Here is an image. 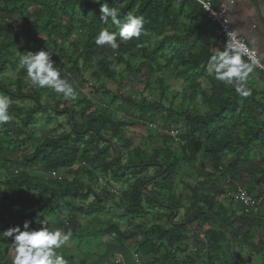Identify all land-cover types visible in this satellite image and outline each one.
Masks as SVG:
<instances>
[{
    "label": "trees",
    "instance_id": "16d2710c",
    "mask_svg": "<svg viewBox=\"0 0 264 264\" xmlns=\"http://www.w3.org/2000/svg\"><path fill=\"white\" fill-rule=\"evenodd\" d=\"M105 2L118 9L122 21L129 13L143 16L146 23L141 35L127 42L118 38L117 49L96 45L95 38L102 29L119 31L110 20L108 24L100 21V4ZM0 13H16L20 21L17 27L0 23V95L8 97L9 115L18 119V125L11 122V134L6 124L0 128V188L8 194L4 202L6 218L0 211V233L16 226L23 230L25 220L32 221L31 228L36 229L40 226L38 219L50 221L48 227L54 231L66 227V218L73 222L87 216L91 222L103 223L104 228L91 233H78L75 231L79 228H74L69 240L75 238L78 246L83 237L104 236L111 240L110 244L125 245L139 260L151 258L150 264H193L192 257L185 261L176 257L185 254L188 247H194L196 255H205L204 264H244L238 258L246 254L240 253L243 248L260 256L264 249V218L253 219L248 214L258 210L264 199L249 213L236 207L240 211L236 215L232 195H228L240 188L236 184L250 179L256 201L260 199L264 155L257 165L251 163L249 155L254 149L264 152V104L254 91L246 89L250 94L243 96L217 81L214 74H208L209 59L217 49H223L224 40L216 26L217 36L210 32L213 24L200 6L189 0H0ZM191 15L201 21L189 25L181 21ZM65 20L67 24H63ZM74 25L79 37L72 41L66 34L60 40L54 36L62 29L73 32ZM35 48L49 51L61 77L67 80L81 74L78 62L92 68L93 61L95 72L115 84L129 77L142 79L141 92L153 89L158 101L151 104L145 99H122L128 110H135L139 116L163 108L161 102L169 95L175 98L171 88L177 83L182 86L183 99L200 97L206 109L203 113L181 114L180 139L184 143L176 152L170 150L168 136L150 154L140 147L130 149L124 129L133 122L117 119L107 109H93L77 94L74 99H65L32 83L24 93L27 72L19 67V59ZM74 55L77 57L73 60ZM60 59L66 61L65 65ZM120 65L121 73L117 71ZM10 71L15 73V80L6 77ZM96 73L92 72L91 77L98 79ZM201 82H205L207 92ZM101 89L107 95L102 85L95 94ZM24 102L30 106L21 105ZM118 110L126 112L127 108ZM45 112L66 116L69 131L52 136L37 134L35 117ZM164 112L168 115L166 121L171 120V109ZM200 154L209 160V171L203 164L195 168ZM179 161L184 163L183 168L192 170L187 180L193 184L184 183L183 191L175 195L170 182L177 175ZM149 168L156 169L152 177L145 176ZM50 172L65 173V177L46 179ZM108 176L113 183L125 186L117 196L107 190L110 182L99 187L100 177ZM163 190L166 193L161 194ZM227 199L232 210L221 203ZM109 202L119 212L118 218L128 217L130 222L155 211L156 222L150 227L137 224L132 230H122L110 219L102 222L100 218L108 214L105 209ZM179 211H183V218L175 222ZM202 219L210 223L208 229H203ZM160 222L162 226L156 224ZM258 227L259 234L253 233ZM10 242L0 240V264L10 250ZM225 248L229 252L225 253ZM66 258L72 260L71 256ZM96 259L97 256L93 262ZM79 264L89 263L82 260Z\"/></svg>",
    "mask_w": 264,
    "mask_h": 264
},
{
    "label": "rangeland",
    "instance_id": "374dc122",
    "mask_svg": "<svg viewBox=\"0 0 264 264\" xmlns=\"http://www.w3.org/2000/svg\"><path fill=\"white\" fill-rule=\"evenodd\" d=\"M116 3L122 2V0H114ZM187 9V8H186ZM191 14V11H189V15ZM181 21H183L186 25H189L193 21H201L200 17L191 15L186 18H182ZM6 23L8 25H11L13 27H17L20 23L18 20V16L16 13L12 14H1L0 13V23ZM63 24H67V20L63 21ZM75 28L73 29V32H68L64 29H62L60 32H55L54 36L60 40L62 39V36L66 34L68 36L69 40L72 41L73 39L79 37V35L74 31L77 28V25H74ZM181 29V28H180ZM210 32L214 35L217 36L218 30L214 27V25H210L209 27ZM170 34V33H168ZM224 40V39H223ZM24 43V37L20 38L19 44ZM29 51L37 52L40 51L39 49H30ZM77 57V55L72 56L73 60ZM61 60V63L65 65L66 61ZM91 65L94 67L95 61L91 63ZM78 67L81 68V74L79 76H71L68 78V81L72 84L75 94L79 95L82 98H85L88 102H90L93 106V109H107V111L112 112L117 119H125L128 121L133 122V126L129 128L124 129V136L130 140L131 146L130 149H133L134 147H140L143 150H146L148 154L151 153L153 148H158L161 146V140L162 138L167 137V133L170 128L176 127L177 129L180 130V133H183V129L181 125L179 124V121H181V114L184 112H190L193 113V111L197 113H203L206 109V107L202 104L201 98L200 97H192L191 100L189 99H183L181 97L182 95V86L180 83H177L171 88V91L173 94H176L177 96L172 99V97L169 95L166 97L165 101L161 102V105L163 108H158L156 111L152 110L149 114L139 116L135 110L130 111L128 110V106L122 102V99L130 98L133 102H138L141 99H145V101L149 103H155L158 101V97L156 95V92L151 89L150 91L146 92H141V84L143 82L142 79H134L133 77H129L125 79L123 82L119 84H115L109 80H106L103 77H100L95 68H88V67H82L80 62H78ZM118 72L123 71V66L120 65L117 68ZM94 72L96 75L99 77L98 79H95L91 77V73ZM208 74L210 72L207 70ZM167 73V72H166ZM161 76H165V74H160ZM159 76V75H158ZM6 77L15 80V73L14 72H8L6 74ZM31 81L30 79L26 78L24 80V85H23V91L24 93H27L30 89ZM99 85H102L104 90L107 91V95L103 92V90H99L98 94H95V89L99 88ZM203 90L207 92V87L205 82H201ZM11 89H14L13 87ZM185 96L188 95V92L184 93ZM0 96H6V95H0ZM7 97V96H6ZM8 98V97H7ZM44 99V97H43ZM43 102V101H42ZM19 103V102H16ZM21 105L23 106H30V103L24 102ZM119 108H127L126 112H119ZM166 109H171L172 115L171 120H167L166 118L168 115L164 112ZM170 114V113H169ZM50 116L51 122L46 123L47 117ZM12 117V116H11ZM16 123L18 125V119L16 118H11L10 121H8L5 126V129H7L8 133L11 134L13 129V126L11 122ZM172 121V122H171ZM68 119L66 116H61V117H56L52 115L49 112H45L43 114H39L35 117V122H34V130L37 132V134L41 136H46V135H58L61 132H68L69 128L67 125ZM175 123V124H174ZM0 128L4 127V124H0ZM155 127V129H154ZM153 129V130H152ZM151 130V131H150ZM1 133L3 130H1ZM14 132V131H13ZM168 138V137H167ZM184 143L183 138L180 139L179 142H171L168 144L169 148L171 151L174 150L176 152L178 145H182ZM264 155L263 151H259L254 149L250 155L249 158H251V163H260V159ZM110 156H114L113 152H110ZM179 156V155H178ZM228 158V157H227ZM126 159L122 160V163L125 162ZM197 164H203L207 167L209 171V160L206 158V156H203V154L198 155L196 162L194 163L195 168L198 167ZM177 168V175L174 177V180L170 182L172 185V192L175 195H178L183 191L184 183L186 184H193V181L191 182L188 179L189 174L192 175V170L190 169H185L183 168L184 163L182 161H179ZM156 169L154 168H149L145 172V176L147 177H152L154 176V172ZM40 172V171H37ZM201 173H204L202 170ZM59 176L65 177V173L58 172ZM68 178H71L72 175H67ZM131 178V177H129ZM82 181L86 183V178L83 177ZM100 183L99 187L103 188L106 186L107 182L109 183V186L107 190H109L111 193L114 195H118L119 191L124 189V185L121 183H113L109 176L107 178L100 177ZM227 184L225 183V186ZM235 186H238L242 189H245L253 199L257 198V194L255 193V190L253 189V183L251 180H247L245 183L242 184H236ZM150 189V187H148ZM260 194L264 193V187H261L259 190ZM227 192V191H226ZM230 192V191H228ZM161 194L166 193V190H163L160 192ZM258 194V195H260ZM232 193L228 195V198ZM8 198V194L4 192L2 188H0V211L3 213V215L6 218V213H5V200ZM90 203V200L85 203L87 205ZM223 207L227 210H232V207H230L229 199L226 201L223 200L221 201ZM234 211L236 215H239V210L237 211L236 207H234ZM108 214L102 216L100 218L102 222L104 219H110L114 222H116L119 227L122 230L125 229H130L132 230L133 227L137 224H144L146 227H150L152 224H154L156 221L154 219L155 216V211H151L150 214H147L146 218L143 219H135L134 221L129 222L128 217L124 218H118L119 212L116 210L115 205L113 202H109L106 205V209ZM237 211V212H236ZM183 211H179L177 215L175 216L174 221L178 222L183 218ZM250 212V211H249ZM245 212V213H249ZM244 213V214H245ZM250 218L253 219H258V218H264V203L261 204V206L258 207V210L252 211L248 214ZM198 216L195 217V219ZM65 219V217H63ZM38 222L44 221L46 222L47 225H49L51 222L44 220V219H38ZM69 218H66L65 220V225L66 227L61 228L65 232H67L69 229L71 230L72 233H74L73 229L74 228H79L80 231H75V232H82V233H91L95 232L96 230H99L100 228H104L103 223L99 224L97 222H91L90 217L87 216H79L75 221L71 222ZM203 225V229H208L210 227V223L207 220L202 219L201 221ZM129 224L131 226H129ZM160 226H162V223H156ZM262 224V223H261ZM72 225V226H71ZM39 228V226L37 227ZM258 233L260 232V228H256V230H253V233ZM259 234V233H258ZM257 234V236H259ZM202 238V237H201ZM140 239V238H139ZM111 240L107 237L101 236V237H83L81 242L77 246V240L74 238L73 241L69 240L66 242V244L58 250V252L63 255L64 257L66 256H71L72 261L74 263L79 264L80 261L85 260L87 263H92L93 260L101 255L104 251V248L106 245L110 244ZM5 245V244H3ZM230 245V243H229ZM7 247L4 248V251ZM189 248V249H188ZM185 254H177V259L179 261H185L186 257H192L193 258V264H204L205 263V255L200 254L196 255L193 249L191 247H188ZM237 250V249H236ZM3 251V253H4ZM229 252L228 248H225V253ZM246 252L244 255H239L238 258L244 263V264H263V258H262V252H260V256L257 255V252H249L246 249H242L240 253ZM93 252V254L90 256V253ZM95 254V255H94ZM97 254V255H96ZM5 260L3 264H12V258L10 254V250L5 254ZM224 259H226V255L224 256ZM191 258V260H192ZM188 262V261H187ZM186 262V263H187ZM151 263V258L147 260H139L138 257V262L137 264H150ZM108 264H111L109 262ZM189 264V263H187Z\"/></svg>",
    "mask_w": 264,
    "mask_h": 264
},
{
    "label": "clouds",
    "instance_id": "9594fccd",
    "mask_svg": "<svg viewBox=\"0 0 264 264\" xmlns=\"http://www.w3.org/2000/svg\"><path fill=\"white\" fill-rule=\"evenodd\" d=\"M204 9L211 11V0H198ZM100 21L118 27V32H110L107 28L102 29L95 38L98 46H110L117 49L120 42H127L134 37L138 38L146 21L143 16L129 13L122 21L120 12L115 7H109L105 3L100 4ZM227 41L223 49L211 55L208 71L214 74L217 81L225 86H231L243 96L250 94L246 85L250 75L256 68H264L257 54L249 44L236 37L234 32L227 33ZM247 57V59H245ZM19 67L25 69L27 78L33 86L49 88L58 96L65 99H74L75 91L72 84L61 77L58 67L52 59L49 51H27L20 56ZM115 67V66H114ZM118 70V69H117ZM10 103L6 96H0V124L11 120L9 115ZM32 221L25 220L21 226H16L0 233V240L8 241L12 264H70L66 257L58 250L69 241L72 232H65L61 228L50 230L46 222L41 221L39 228H31Z\"/></svg>",
    "mask_w": 264,
    "mask_h": 264
},
{
    "label": "crops",
    "instance_id": "0c3cea01",
    "mask_svg": "<svg viewBox=\"0 0 264 264\" xmlns=\"http://www.w3.org/2000/svg\"><path fill=\"white\" fill-rule=\"evenodd\" d=\"M211 4L225 9L231 29L245 39L264 63V0H211ZM246 89L257 93L264 104V78L257 70L250 75Z\"/></svg>",
    "mask_w": 264,
    "mask_h": 264
},
{
    "label": "built area",
    "instance_id": "2783aa9c",
    "mask_svg": "<svg viewBox=\"0 0 264 264\" xmlns=\"http://www.w3.org/2000/svg\"><path fill=\"white\" fill-rule=\"evenodd\" d=\"M189 1H192L201 7V9L206 14L207 20L211 24H213L214 26H216L218 28V30L220 31V33L224 39V43H225L228 39L227 33L228 32H234L231 29V27L227 21L225 9L221 8V7L216 8L211 4V11H209L207 9H204L203 6L198 3V0H189ZM235 35L237 38L245 41V39L243 37L239 36L237 33H235ZM245 59H247V57H245ZM261 64H264V63L261 62ZM255 70H257L262 75V77L264 78V68H256ZM154 129H155V127H154ZM180 134L181 133H180L179 129H177L176 127H172L169 129V131L166 135L173 142H179L180 141ZM45 178L46 179H57V180H59L62 178V176H59L58 172L57 173L50 172V173L46 174ZM259 198L260 199L258 201H256V199H253L251 197V195L249 194V192H247L245 189L238 188L236 190V192H234L232 194L231 201H232L234 207H237L238 209H241L244 212H248V211L252 210L254 207H256L259 204L260 200L264 199V193L260 194ZM132 258H133L134 264H137L138 256L132 253ZM111 264H121V261L118 257H114L111 260Z\"/></svg>",
    "mask_w": 264,
    "mask_h": 264
},
{
    "label": "water",
    "instance_id": "95a60500",
    "mask_svg": "<svg viewBox=\"0 0 264 264\" xmlns=\"http://www.w3.org/2000/svg\"><path fill=\"white\" fill-rule=\"evenodd\" d=\"M229 243H232V239L229 236ZM118 257L121 261V264H134L132 258V252L125 246V245H113L108 244L105 246L104 251L101 255L97 257V259L90 263V264H108L111 262L112 258ZM262 258L264 264V249L262 250ZM70 261V264H77L74 263L72 260L67 258Z\"/></svg>",
    "mask_w": 264,
    "mask_h": 264
}]
</instances>
